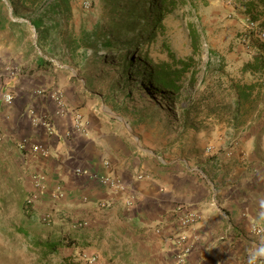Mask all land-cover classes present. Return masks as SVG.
Segmentation results:
<instances>
[{
  "label": "crops",
  "instance_id": "0c3cea01",
  "mask_svg": "<svg viewBox=\"0 0 264 264\" xmlns=\"http://www.w3.org/2000/svg\"><path fill=\"white\" fill-rule=\"evenodd\" d=\"M5 14L3 5L0 25ZM32 44L14 56L0 38V264H180V255L185 264H264V138L254 114L232 135L223 132L238 123L212 115L206 131L147 130L114 116L90 98L79 71L38 56ZM72 110L83 114L80 132ZM186 208L200 217L184 229ZM47 239L63 242L57 255L36 246ZM82 252L98 260L88 263Z\"/></svg>",
  "mask_w": 264,
  "mask_h": 264
},
{
  "label": "rangeland",
  "instance_id": "374dc122",
  "mask_svg": "<svg viewBox=\"0 0 264 264\" xmlns=\"http://www.w3.org/2000/svg\"><path fill=\"white\" fill-rule=\"evenodd\" d=\"M85 2L89 3L88 6ZM250 2L253 4L249 5ZM3 5L6 18L0 25V38L5 41L6 46L11 43L8 47L14 50V56L18 55V50L23 49L24 43L32 44L35 41L32 44L34 53L57 60L67 70L79 71L90 98L102 102L114 112V116L133 119L135 123H142L147 130L156 124L164 125L166 135L179 134L181 125L184 130L209 129V117L206 114L209 103L212 104L215 99L220 100L222 105L231 106V114L226 112L222 120H232L236 95L230 86L231 82L240 77L244 82L255 79L250 73H242L241 67L248 59V53H256V42L264 41V38L256 35L264 32V4L260 0H210L198 9L180 3L170 7L169 0H166V29L159 31L152 43L138 46L137 50L127 56L116 53L109 54L106 58L102 56L99 43L95 47L87 46L88 39L85 36L87 31L106 19L105 0H71L68 13L55 15L47 21L37 30L36 38L29 30V21L34 12H30L26 5H19L17 12H14L8 0H1L0 9ZM192 22L203 31L200 55L194 56L198 74L193 84L190 74L184 78L179 95L170 99L161 96L148 88L140 76L129 70L125 71L126 58L136 61L138 68L145 56L154 61L165 59L167 46L178 57L192 55L188 35V26ZM209 55L212 56L214 67L219 63L218 58L224 59L225 69L222 74L213 69L206 70ZM17 67L14 66L12 70L17 71ZM211 89L215 93L209 100ZM246 106L252 108L247 118H238L237 126L231 125L233 130L225 129L223 133L232 135L233 131H240L243 128L240 124L245 122L243 119L254 114L259 120L254 128L260 132L261 139L264 138V86L252 103ZM184 132L182 130L180 134ZM193 138L197 140L196 135ZM234 142L232 136L227 144ZM168 145L172 146L173 142L167 143ZM208 149L209 143L204 150Z\"/></svg>",
  "mask_w": 264,
  "mask_h": 264
},
{
  "label": "trees",
  "instance_id": "16d2710c",
  "mask_svg": "<svg viewBox=\"0 0 264 264\" xmlns=\"http://www.w3.org/2000/svg\"><path fill=\"white\" fill-rule=\"evenodd\" d=\"M13 6V11L17 12L19 5H26L34 12L31 19L33 26L38 30L51 20L55 15L68 13L71 0H8ZM210 0H169L170 7L177 4H188L192 9H198L201 5H206ZM264 4V0H260ZM107 17L97 23L92 30L87 31L85 36L88 39L87 46L95 47L100 44L102 56L122 53L129 55L137 50L138 46H146L152 43L159 31L166 29L164 22L167 10L166 0H105ZM250 2L249 5H252ZM189 39L192 48V55L185 58L178 57L175 52L167 46V57L154 61L145 56L137 68L136 61L129 58L124 60L125 71L129 70L134 75L140 76L142 82L150 89L161 96L173 98L179 95L184 78L190 74L191 83H195L198 74V67L195 65L194 56L200 55V45L203 31L195 23H189ZM257 51L248 58L241 67L242 73H250L255 79L244 82L242 77L231 82L234 90L235 106L233 107V121L238 122V118H247L256 94L264 86V41H257ZM97 51V48L96 50ZM212 56H208L206 70H212L222 74L225 69L224 59L218 58L216 67L212 61ZM214 65V66H213ZM256 92V93H255ZM215 91H209V100L214 97ZM205 98V97H204ZM203 98V99H204ZM205 100V99H204ZM209 103L207 117L212 115L222 119L226 112L231 114V106L220 104V100L215 99ZM211 104V105H210ZM243 121H246L243 119ZM60 240L38 241L36 246L44 249L46 255H57L58 247L62 244ZM72 244V239L65 242Z\"/></svg>",
  "mask_w": 264,
  "mask_h": 264
},
{
  "label": "built area",
  "instance_id": "2783aa9c",
  "mask_svg": "<svg viewBox=\"0 0 264 264\" xmlns=\"http://www.w3.org/2000/svg\"><path fill=\"white\" fill-rule=\"evenodd\" d=\"M88 2H85V5L88 6ZM29 29L31 31V34L33 37L36 38L37 36V30L36 28L29 22ZM259 38L263 39L264 38V32H258L256 34ZM247 37H249V35L246 34ZM48 58V57H47ZM53 62H56L59 66L63 67L64 65L59 64L55 59L52 58H48ZM39 93H41V90H38ZM55 100L57 102V104L62 107L63 105V101H62V93L60 91H55L53 93ZM6 102L11 103L13 100V95L10 93H6L4 96ZM73 113V130L74 131H82L83 128V114L79 111V110H72ZM46 124V123H45ZM47 125H49V123L47 122ZM22 145H27L26 144V140H23ZM32 151L33 152H40L42 151V147L39 145H33L32 147ZM77 172H82L85 174H88L87 171L82 170V169H77ZM102 181L104 183H108L110 184V187L114 188V189H118V190H125V186L123 183H121L120 181H116V180H111L110 178H105L102 179ZM60 190L61 188L58 186L56 188V195L55 197H59L60 196ZM38 197V193L37 192H33L30 195L27 196L26 198V204L27 205H32L34 203V201L37 199ZM200 215L197 211L190 209V208H186L185 210H183V212L180 214V216L178 217V224L181 228H186L189 227L191 225H193L194 223L197 222V220L199 219ZM88 224L87 221H83V222H79L78 225L80 226H86ZM254 230L257 232H260L262 229L258 226H254ZM184 238V237H182ZM80 257L82 259H84L85 261H87L88 263H94L98 260V255L95 253H87V252H82ZM179 259V263L180 264H185V258L184 255H180L178 257ZM252 264H263V260L259 259V258H255L252 262Z\"/></svg>",
  "mask_w": 264,
  "mask_h": 264
}]
</instances>
